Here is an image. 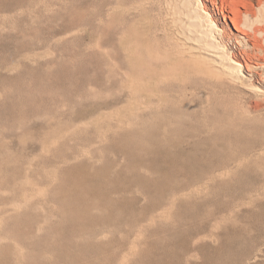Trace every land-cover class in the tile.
<instances>
[{"label":"rangeland","instance_id":"obj_1","mask_svg":"<svg viewBox=\"0 0 264 264\" xmlns=\"http://www.w3.org/2000/svg\"><path fill=\"white\" fill-rule=\"evenodd\" d=\"M108 1L0 0V264H264V112L145 108L149 18Z\"/></svg>","mask_w":264,"mask_h":264},{"label":"bare ground","instance_id":"obj_2","mask_svg":"<svg viewBox=\"0 0 264 264\" xmlns=\"http://www.w3.org/2000/svg\"><path fill=\"white\" fill-rule=\"evenodd\" d=\"M219 1L222 5H219ZM136 2L142 13L147 14L156 41L153 42L155 45L149 44L145 48L149 61L146 70H143L146 59L143 50L138 45L129 44L127 39L121 42L132 62L131 91L140 96L141 103L146 104L145 108L155 115L162 108L191 109L196 115L198 130L203 126L209 134L216 128V124L212 126L215 118L209 111L219 107L231 108L242 122L247 117L255 120L264 112V0ZM104 3L103 14L108 12L105 17L108 20L110 14L118 13V6L114 5L116 2L108 0H104ZM138 7L133 6L135 9ZM121 8H125L124 11L127 9L126 6H119ZM125 34H128L126 30ZM191 135L196 137L191 147H177L181 154L200 153L203 150L202 141L207 142L211 138L206 136L201 139L197 130ZM165 152L173 154L168 147ZM237 166H241V162Z\"/></svg>","mask_w":264,"mask_h":264}]
</instances>
